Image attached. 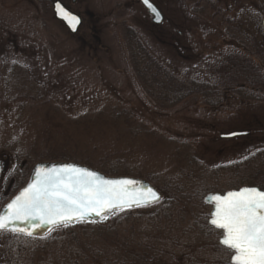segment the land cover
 <instances>
[{
  "label": "rangeland",
  "instance_id": "374dc122",
  "mask_svg": "<svg viewBox=\"0 0 264 264\" xmlns=\"http://www.w3.org/2000/svg\"><path fill=\"white\" fill-rule=\"evenodd\" d=\"M150 1L159 25L136 0H64L83 21L72 36L36 0H0V209L38 163L140 179L161 195L102 228L1 231L0 264H111L127 248L138 259L154 249L162 262L151 264H231L203 199L264 188V0ZM146 54L165 73L134 68L131 55ZM190 82L207 87L188 95Z\"/></svg>",
  "mask_w": 264,
  "mask_h": 264
},
{
  "label": "snow or ice",
  "instance_id": "6c2138e0",
  "mask_svg": "<svg viewBox=\"0 0 264 264\" xmlns=\"http://www.w3.org/2000/svg\"><path fill=\"white\" fill-rule=\"evenodd\" d=\"M143 3L157 13L150 0ZM56 12L74 25L80 23L60 4H56ZM137 184L130 179L102 180L96 173L70 164L37 169L36 179L0 212V231L32 236L33 230L45 225L52 231L73 222L82 223L93 214L106 218L117 210L147 207L160 200L154 189ZM205 202L215 204L209 223L222 230L220 242L233 251V264H264V191L243 188L226 195H211ZM17 222L31 224L32 230L9 229Z\"/></svg>",
  "mask_w": 264,
  "mask_h": 264
},
{
  "label": "water",
  "instance_id": "95a60500",
  "mask_svg": "<svg viewBox=\"0 0 264 264\" xmlns=\"http://www.w3.org/2000/svg\"><path fill=\"white\" fill-rule=\"evenodd\" d=\"M138 1V3L145 9V11L147 12V14L148 15H150L151 16V22L154 24V25H159V24H161L162 23V21H163V16H162V14L160 13V11H159V9L150 1V3L153 5V7H155V9L157 10V13H152L147 7H146V5L143 3V0H137ZM56 4H60L64 9H65V11H67L70 15H74V16H76L78 19H79V21H80V23L79 24H73L70 20H68V19H66V18H64V16H63V14L61 13V14H57V12H56ZM51 9H52V13H53V17H54V19L56 20V21H58V22H60L65 28H66V30L68 31V33L70 34V35H75L77 32H78V30H79V28L81 27V25H82V18H81V16L80 15H78V14H76V13H74V12H72L70 9H68L61 1H59V0H55V1H53L52 2V5H51ZM261 26H262V28H263V30H264V15H263V17H262V19H261ZM235 133V135H233V133H230V134H226V135H221V138H234V137H236V136H239L240 135V133H237V132H234ZM75 165V164H71V163H38V164H36L33 168H32V170H31V172H30V174H29V177H28V181H27V183H26V185L23 187V188H21L13 197H12V199L9 201V202H7L1 209H0V212H2L6 207H7V204L8 203H10L17 195H19L23 190H24V188H26L30 183H32L35 179H36V177H37V169H40V168H43V169H48V168H53V167H60V166H63V165ZM76 167H79V168H85V167H82V166H79V165H75ZM85 169H87L88 171H90V172H94V173H96V175L100 178V179H102V180H136V181H138V184H137V187H142V188H144V189H147V188H152V189H154L150 184H148L147 182H145V181H143V180H140V179H134V178H115V179H110V178H106V177H104L103 175H101V174H99L98 172H95V171H93V170H91V169H88V168H85ZM243 188H257V187H241V188H239V189H237V190H231V191H228V192H233V191H240L241 189H243ZM258 190H261V189H259V188H257ZM155 190V189H154ZM156 191V190H155ZM261 191H264V190H261ZM157 192V191H156ZM228 192H225V193H223V194H208V195H206L205 197H204V199H203V201H204V203L205 204H207V205H210L211 206V212H210V215H211V213L215 210V204L214 203H206L205 201L208 199V197L209 196H211V195H226ZM158 193V192H157ZM159 194V193H158ZM160 195V194H159ZM160 199H161V196H160ZM159 202V201H158ZM155 204V203H154ZM152 205V204H151ZM136 207H133V208H131V209H135ZM140 208V207H139ZM125 210H130V209H125ZM125 210H123V211H125ZM119 212H122V211H120V210H117V211H115V212H112V213H109L108 215H107V217L106 218H101V217H99V216H96V215H91V216H89L86 220H84V222H73L72 224H69L68 226H75V225H77V224H101V223H104L106 220H108L112 215H114V214H116V213H119ZM210 219V218H209ZM209 219H208V224L211 226V227H213V228H215L214 226H212L210 223H209ZM48 227H49V225H45L43 228H37V229H35V230H33V235L32 236H28V235H26V234H24V233H20V232H18V231H16V232H14V231H10V230H2V231H8V232H11V233H15V234H20V235H24V236H28V237H41V236H44V235H46L49 231L47 230L48 229ZM12 228H15V229H20V228H26V229H29V230H32V227H31V224H21V223H19V222H17L16 224H14V225H9V229H12ZM56 228H58V227H56ZM53 229H55V228H53ZM216 229V228H215ZM217 230H219V229H217ZM222 231V230H221ZM1 232V231H0ZM223 239V234H222V236H221V238L219 239V241H218V243H219V245H221L222 247H224V248H227V249H229L227 246H224V245H222L221 244V240ZM230 250V249H229ZM232 251V250H231ZM233 252V251H232ZM234 254V253H233ZM232 257H233V255H232ZM232 257H231V259H230V263L231 264H233V260H232Z\"/></svg>",
  "mask_w": 264,
  "mask_h": 264
},
{
  "label": "trees",
  "instance_id": "16d2710c",
  "mask_svg": "<svg viewBox=\"0 0 264 264\" xmlns=\"http://www.w3.org/2000/svg\"><path fill=\"white\" fill-rule=\"evenodd\" d=\"M40 6L45 9V10H51V5H52V2L55 1V0H36ZM61 2L64 3V0H59ZM125 39H126V42L128 43V45H130V43L134 44V47H138L139 50H141L142 52H145V48L142 46L141 42L137 39V36L134 32V30L132 28H129V27H125ZM129 49H130V46H129ZM132 51H134V48H132ZM131 60H132V63H133V66L134 68H136L138 71H142L143 73L144 72H153L155 71L154 69H160V71L163 73H165L164 69L158 65L157 61H155L154 59H152L149 55L146 54L145 55H139L137 58L135 57V55H131ZM141 73V72H139ZM188 86L191 87V91H188L186 94L190 95L192 94L193 92L194 93H199V92H204L203 89H205L207 87V85L205 83H197V82H190L188 83ZM165 88L168 87L167 85L164 86ZM241 88V87H239ZM184 94L185 93H181L178 97V100L181 101L183 99H185L186 97H184ZM185 94V95H186ZM254 186L260 188V189H264L260 183H256ZM140 210H145V209H136L135 211H140ZM131 213V211H125L123 213ZM169 212H166L164 213L162 216L163 218H167V214ZM104 225V223L99 224V228H102V226ZM132 245V244H131ZM154 251V249H153ZM153 251L151 250V255H150V252H149V255L147 253V257H143L142 259H138L135 254H133L134 252H130V248H127L126 250H121V253H117V252H112L113 255L112 257L114 256L115 257V262L114 263H111V264H137L136 260L139 261L138 264H141V263H147L149 262L150 264L157 261H161V258L158 259L157 258V255H155V253H153ZM155 252V251H154ZM146 258H148L149 260H147ZM162 262V261H161ZM165 262V261H164ZM103 264H108V263H104Z\"/></svg>",
  "mask_w": 264,
  "mask_h": 264
}]
</instances>
